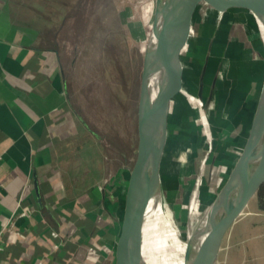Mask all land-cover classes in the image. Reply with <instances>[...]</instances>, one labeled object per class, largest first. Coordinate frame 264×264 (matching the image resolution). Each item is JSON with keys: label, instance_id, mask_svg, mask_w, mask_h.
<instances>
[{"label": "rangeland", "instance_id": "374dc122", "mask_svg": "<svg viewBox=\"0 0 264 264\" xmlns=\"http://www.w3.org/2000/svg\"><path fill=\"white\" fill-rule=\"evenodd\" d=\"M75 1L25 0L27 5L17 11L28 12L29 20L34 8L59 25L62 62L82 119L74 117L83 144L75 151L84 152L89 172L77 180H100L105 190L99 217L103 226L99 235L90 234L86 247L95 250L92 264H114L123 195L135 156L139 80L154 0H81L74 7ZM60 16L66 17L61 26ZM180 59L182 90L168 115L159 166L162 204L153 208L147 223L151 264H163L164 258L171 264L234 164L257 101L264 45L248 10L219 12L200 2ZM83 120L90 125L88 134ZM73 159H79L76 152Z\"/></svg>", "mask_w": 264, "mask_h": 264}, {"label": "crops", "instance_id": "0c3cea01", "mask_svg": "<svg viewBox=\"0 0 264 264\" xmlns=\"http://www.w3.org/2000/svg\"><path fill=\"white\" fill-rule=\"evenodd\" d=\"M17 10L0 0V264H75L99 230L105 190L77 180L89 172L59 58ZM217 264H264V197L230 225Z\"/></svg>", "mask_w": 264, "mask_h": 264}, {"label": "water", "instance_id": "95a60500", "mask_svg": "<svg viewBox=\"0 0 264 264\" xmlns=\"http://www.w3.org/2000/svg\"><path fill=\"white\" fill-rule=\"evenodd\" d=\"M200 2L219 12L231 8L248 10L257 23L264 45V0H154V18L139 80L135 156L129 169L114 244V264H145L143 223L159 194V166L168 115L174 98L182 90L180 54ZM153 75L157 79L152 97L148 83ZM263 183L264 70L245 141L201 224L184 241L182 252L180 250L181 264H217L224 234Z\"/></svg>", "mask_w": 264, "mask_h": 264}, {"label": "trees", "instance_id": "16d2710c", "mask_svg": "<svg viewBox=\"0 0 264 264\" xmlns=\"http://www.w3.org/2000/svg\"><path fill=\"white\" fill-rule=\"evenodd\" d=\"M81 2V0H76L74 3V7H76L79 3ZM15 5H17V7H25V5H27L25 3V0H14ZM45 5L47 3H44ZM65 5V4H64ZM66 8V6H63ZM24 9V8H23ZM30 11L32 12V15L35 19L31 18L27 21H30V25H35V29L37 30V35L39 36L41 42L43 45H45L46 47L51 48L52 50H54L57 53V56L59 58L60 61V65H61V71H62V75L65 81V89H66V93H67V100H68V104L69 107L71 108L74 116H76V118H78L77 112L76 110L79 109V107H77V109L75 108V104L73 103L74 100L72 99L73 97L71 96V91H70V87L68 84V75L66 73V68L63 65L62 60L64 59L65 54L62 51V48L59 46L58 40H57V28L59 29V25H54V18L50 15H47L45 13L40 12L39 10H36L34 8H31ZM38 17V19H42V23L38 24L39 22L36 20V18ZM61 20L59 21L60 26L61 23L63 24L66 17L65 16H60ZM54 27L56 28V30L54 29ZM64 54V56H63ZM69 59L65 60V62H68ZM68 64H70L68 62ZM78 119L82 120L81 117H79ZM83 122V123H82ZM85 122V123H84ZM80 124L82 126V128L85 130L86 134H88L89 131V124L86 121H80ZM80 139V136H79ZM76 140V139H75ZM256 194L258 196H260L261 198L264 197V183L259 187V189L257 190ZM100 220V219H99ZM103 221V220H100ZM98 222V228L99 230H97V234L100 232L101 227L103 226V224L101 222ZM85 223H82L81 225H83V231L85 233H91V231H93V223L90 220H85ZM101 224V225H100ZM92 234V233H91ZM89 243V241H88ZM87 243V244H88ZM86 244V245H87ZM85 247L83 246V249L80 251H77L76 253V258L74 259V263L75 264H92L93 260L95 259V250L93 248V250H88L89 247ZM77 247H75L76 250ZM99 251V248H97ZM94 253V254H92ZM85 255V256H84ZM89 261V262H88Z\"/></svg>", "mask_w": 264, "mask_h": 264}, {"label": "bare ground", "instance_id": "6f19581e", "mask_svg": "<svg viewBox=\"0 0 264 264\" xmlns=\"http://www.w3.org/2000/svg\"><path fill=\"white\" fill-rule=\"evenodd\" d=\"M155 79H157V76L156 75H153L151 78H150V80H149V83H148V87H149V90L151 91V96L153 97V95H154V93H155V90H156V81H155ZM159 196H160V193L155 197V205H154V207L156 206L157 208H159V206L161 207V201H160V199H159ZM153 200V199H152ZM152 200H151V202H152ZM150 206V205H149ZM149 206H148V208H149ZM153 207V208H154ZM193 207V206H192ZM152 213H154L153 212V209L151 210V212H150V214H152ZM206 213V212H205ZM205 215V214H204ZM194 216V215H193ZM149 217L150 216H148L147 218H145L146 220L144 221V223H143V241H142V257H143V260H144V262H145V264H151V262H150V255H149V253L150 252H148L149 250L151 251L152 249H150V248H148V240H147V237H146V232H147V230H148V219H149ZM168 222L170 221V220H168V218L166 219ZM193 221V220H192ZM169 225L171 226V228L173 229V226H172V223H171V221L169 222ZM188 226V225H187ZM149 232V231H148ZM155 233V232H154ZM184 243L185 242H182L181 244H180V247H179V249H178V251L176 252V254H175V256H173L174 258H172V260H171V264H181V261H182V259H181V255H180V250H181V252H182V249H183V246H184ZM156 248V247H155ZM154 252V251H153ZM152 252V253H153ZM155 253V252H154ZM171 255V254H170ZM168 256H169V254H168ZM168 256H165V257H168ZM157 258V257H156ZM154 259V258H153ZM155 261V260H154ZM156 262V261H155ZM166 262H167V259L166 258H164L163 259V264H166Z\"/></svg>", "mask_w": 264, "mask_h": 264}]
</instances>
